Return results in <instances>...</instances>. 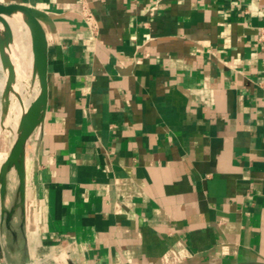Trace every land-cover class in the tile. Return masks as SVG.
<instances>
[{"label": "crops", "instance_id": "1", "mask_svg": "<svg viewBox=\"0 0 264 264\" xmlns=\"http://www.w3.org/2000/svg\"><path fill=\"white\" fill-rule=\"evenodd\" d=\"M0 6V264H264V0Z\"/></svg>", "mask_w": 264, "mask_h": 264}, {"label": "built area", "instance_id": "2", "mask_svg": "<svg viewBox=\"0 0 264 264\" xmlns=\"http://www.w3.org/2000/svg\"><path fill=\"white\" fill-rule=\"evenodd\" d=\"M86 19H87L90 23L93 24V16H92L91 12L86 11ZM94 28H95V26H94ZM259 40H260L261 42L264 43V29L262 30V32H261V34H260V36H259Z\"/></svg>", "mask_w": 264, "mask_h": 264}, {"label": "water", "instance_id": "3", "mask_svg": "<svg viewBox=\"0 0 264 264\" xmlns=\"http://www.w3.org/2000/svg\"><path fill=\"white\" fill-rule=\"evenodd\" d=\"M12 9H13V7H3V6H0V12L1 13L10 12Z\"/></svg>", "mask_w": 264, "mask_h": 264}, {"label": "rangeland", "instance_id": "4", "mask_svg": "<svg viewBox=\"0 0 264 264\" xmlns=\"http://www.w3.org/2000/svg\"><path fill=\"white\" fill-rule=\"evenodd\" d=\"M14 14H15L16 16H18V18H20V13H19V12H18V13L16 12V13H14ZM1 17H3L2 14H0V18H1ZM19 30H21V29L19 28Z\"/></svg>", "mask_w": 264, "mask_h": 264}]
</instances>
